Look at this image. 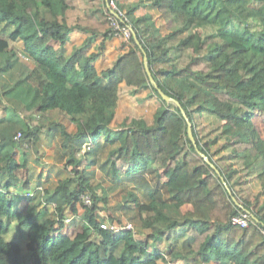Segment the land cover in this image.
<instances>
[{
    "label": "trees",
    "instance_id": "16d2710c",
    "mask_svg": "<svg viewBox=\"0 0 264 264\" xmlns=\"http://www.w3.org/2000/svg\"><path fill=\"white\" fill-rule=\"evenodd\" d=\"M110 1L0 0V264H264V0H113L132 30L115 47ZM18 41L48 76L31 108L9 97L30 68ZM152 99V117L120 118ZM46 134L68 173L54 187L28 165ZM96 169L146 202L112 201Z\"/></svg>",
    "mask_w": 264,
    "mask_h": 264
},
{
    "label": "rangeland",
    "instance_id": "374dc122",
    "mask_svg": "<svg viewBox=\"0 0 264 264\" xmlns=\"http://www.w3.org/2000/svg\"><path fill=\"white\" fill-rule=\"evenodd\" d=\"M125 39V36H118L113 39L110 46H119V44L125 41ZM13 47L16 48V51L19 53L22 59L27 62L29 66H31V68H29V71H27V74L25 76L18 79L19 81L14 84V90L12 94L14 97L23 100L29 106H34L41 97V85L43 84L46 77L45 72L35 63V61L26 58V54L23 52L24 46L22 41L14 42ZM156 104L157 102L154 99L147 101L146 104H138L136 101H126L119 107V116L120 118H123L126 113L133 112L142 113L147 117H152ZM45 141L47 144L44 148L45 153L41 154V162H38L37 160H35L34 156H31L33 159L31 161L29 157V167L31 172L35 175L38 173V170L41 166L48 169L55 168L58 176L51 175L47 181H44L49 187H54L56 185L57 179L62 176H66L68 173L64 171L63 163H53L55 161L54 158L56 157V154H58V151L56 152V149L54 148L55 142H53L51 136L45 137ZM262 161L263 160L261 159L257 161L256 164L258 168L261 167ZM52 164H54L55 166L51 167ZM95 172L97 173V177L95 178L96 187L102 189L105 195L111 197L112 201L124 202V199L128 197L129 191L135 190V192L138 194L139 203L146 202V194L141 188L136 187L132 184H128L126 182L121 184L111 183L110 180L105 177L103 173H101V171L96 169ZM258 188L259 184L256 183V185H254L253 187V191L256 192ZM122 215L124 223H129L133 226H138L141 223L138 208L134 207L132 203L124 209ZM78 223H81V221H78ZM71 224V227H68L66 230L72 233L73 222ZM176 243H178L179 248H185V244L182 239H180L179 242ZM178 264L181 263L178 262Z\"/></svg>",
    "mask_w": 264,
    "mask_h": 264
},
{
    "label": "crops",
    "instance_id": "0c3cea01",
    "mask_svg": "<svg viewBox=\"0 0 264 264\" xmlns=\"http://www.w3.org/2000/svg\"><path fill=\"white\" fill-rule=\"evenodd\" d=\"M23 46H24V44H23ZM15 48V47H14ZM16 49V48H15ZM112 50V49H111ZM25 54H26V52H25V46H24V51H23ZM111 51H108V53H110ZM30 68H31V66H30ZM45 72V71H44ZM45 75H46V77H45V79H44V82H43V84L41 85V89H42V86L44 85V83L46 82V80L48 79V76H47V74H46V72H45ZM19 81V80H18ZM17 81V82H18ZM16 84V83H15ZM13 90H14V87H13ZM13 90L9 93V97H11V98H13V99H16V100H19V101H21L23 104H25L28 108H31V107H34V106H36L38 103H39V101H40V98H39V100L37 101V103L34 105V106H29L27 103H25L23 100H21L20 98H16V97H14L13 96V94H12V92H13ZM8 118L10 119V122L8 123V124H6V125H8V129L6 130V132H5V134L8 136V137H10V138H12L11 136H12V134H13V132L15 131V129H17L18 128V126H21L22 125V115L21 114H19V112H16V111H13V110H11V111H9V113H8ZM12 127H14V128H12ZM47 136H51V138L53 139V142H55L54 143V148L56 149V152L58 151V154H56V157L54 158V164H57V162L59 163H62L61 162V152H60V144L59 143H61V137L60 136H56V137H53L52 135H50V134H46V135H44L43 136V147L45 148V145L47 144L46 143V141H45V137H47ZM8 147H10V143H8V145H7ZM31 156H34V158H35V160H37L38 162H41V160H42V158H41V160H38L37 159V155H36V153L35 152H33V151H30V150H28V155H27V157L29 158L30 157V160L32 161V157ZM54 164H52L51 165V167H54L55 165ZM28 165H29V161H28ZM45 166V165H44ZM46 167V166H45ZM44 170H50V173H51V175H54V176H58V173L56 172V169L55 168H50V169H48V168H44L43 166H41L40 168H39V170H38V173L34 176L36 179L35 180H37L38 179V177H37V175H39V173H41V172H43ZM30 174H33L32 172H31V170H30ZM43 174V177H45V175H46V173H42ZM41 174V175H42ZM50 175V176H51ZM180 239H182V238H179V239H177V242H179V240ZM183 240V239H182ZM172 244H174L175 242H171ZM176 244H178V243H176ZM167 244H163V246H166Z\"/></svg>",
    "mask_w": 264,
    "mask_h": 264
},
{
    "label": "built area",
    "instance_id": "2783aa9c",
    "mask_svg": "<svg viewBox=\"0 0 264 264\" xmlns=\"http://www.w3.org/2000/svg\"><path fill=\"white\" fill-rule=\"evenodd\" d=\"M108 7L111 9V12H113V15L111 17L112 19V22H113V26L116 30V35L118 36H125V40H129L130 37L132 36V30L129 26H126V25H121L120 22L118 21V16L122 15L123 13L121 11H118L116 12V6L114 4V1L111 0L109 3H108ZM116 12V13H115ZM21 136V133H19L16 138H19ZM84 200L87 202V203H90V197L88 195H85L83 196ZM231 222L233 224H237V225H241V226H247L248 223H249V213L246 212V211H240L238 214H236L235 216L232 217V220ZM101 226L103 228H107V223L106 222H103L101 224ZM111 228L114 229V230H117V229H120V228H117L115 225H111ZM122 228L124 229H133L134 226L129 224V223H124L122 224ZM263 232H264V229H263Z\"/></svg>",
    "mask_w": 264,
    "mask_h": 264
},
{
    "label": "water",
    "instance_id": "95a60500",
    "mask_svg": "<svg viewBox=\"0 0 264 264\" xmlns=\"http://www.w3.org/2000/svg\"><path fill=\"white\" fill-rule=\"evenodd\" d=\"M146 59H147V55H144L145 66H146V70H147V72H148V75H149V77H150V80H151V82L154 84V86L157 87V83H156V81L154 80V78H153V76H152V74H151V72H150V69H149V67H148V64H147ZM160 93H161V95H162L166 100H168V101H175V102L178 104V101H177V100L171 98L170 96H168L167 94H165L162 90H160ZM188 132H189L190 137L194 140L193 132H192V128H191V123H190V121H189ZM203 155H204V154H203ZM204 157H205L206 160H209L208 157H206L205 155H204Z\"/></svg>",
    "mask_w": 264,
    "mask_h": 264
}]
</instances>
